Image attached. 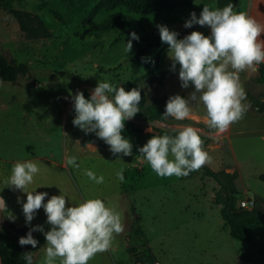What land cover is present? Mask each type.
Wrapping results in <instances>:
<instances>
[{"label": "rangeland", "instance_id": "374dc122", "mask_svg": "<svg viewBox=\"0 0 264 264\" xmlns=\"http://www.w3.org/2000/svg\"><path fill=\"white\" fill-rule=\"evenodd\" d=\"M99 1L0 0V54L11 65L29 67L28 77L0 82V198L4 200L0 227L6 222L16 228L40 225L47 231L50 227L43 208L26 225L21 208L26 196L8 185L13 164L32 160L40 170L25 191L35 189L49 197L62 194L66 206L98 197L120 214L123 231L114 234L110 248L96 253L88 264H264V226L249 241L232 238L222 221L221 206L214 203L219 192L216 182L204 177L201 169L181 177L157 176L137 151L153 133L192 126L211 158L202 167L218 174L234 193L239 208L244 209L241 203L246 202L247 210L264 213V85L256 82V69L239 73L248 108L226 131L217 134L209 129L204 108L196 103L190 117L182 121L165 117L164 122L150 123L137 112L124 124H133L142 132L122 130L132 144V154L126 157L113 155L102 139L72 124L71 99L77 91L87 99L98 81L125 91L138 88L145 104L166 103L174 94L187 96L193 86L180 87L179 65L171 69L168 46L159 68L152 72L156 53L166 44L157 41V25L176 31L179 39L191 31L207 36V26L183 27L189 13L199 16L204 5L213 9L231 2L234 11L245 12L264 26V0H191L150 14L122 6L101 8L85 22ZM115 15L139 25L134 30L89 32ZM20 19L33 26L42 23L48 36L28 35ZM131 32L139 40L132 41V49L126 53ZM260 39L264 40V33ZM150 44L155 45L148 47ZM150 125L153 132L147 131ZM66 155L76 156L79 167L67 165ZM120 168L124 169V182L115 177ZM86 169L102 175L104 182L90 181ZM34 234L36 248H24L35 254L34 264H43L45 237L40 231Z\"/></svg>", "mask_w": 264, "mask_h": 264}, {"label": "clouds", "instance_id": "9594fccd", "mask_svg": "<svg viewBox=\"0 0 264 264\" xmlns=\"http://www.w3.org/2000/svg\"><path fill=\"white\" fill-rule=\"evenodd\" d=\"M194 24L207 26L209 35L191 31L178 39L176 31L157 25L161 42L168 45L171 69L176 70L179 65L180 87L193 86L187 96H169L161 116L182 121L190 117L191 106L196 103L204 108L206 126L219 134L247 111L246 92L240 83L239 73L246 69L254 71L264 63V40L260 39L264 26L245 12L234 11L231 2L223 8L210 9L204 5L199 16L190 12L183 27L190 28ZM129 37L125 43L126 53L132 49V41L139 40L135 32L129 33ZM71 99L74 126L85 134L94 133L109 146L113 155L126 157L132 154V144L122 136V130L124 122L140 111L138 88L125 91L108 81H98L87 99L80 91ZM147 131L153 132L151 125ZM173 131L175 135L153 133L146 143L137 147L141 154L139 157L157 176H187L211 159L202 148L203 140L197 129L184 126ZM65 163L79 167L77 157L73 155H66ZM39 170L38 162L17 161L8 178V185L26 196L21 204L25 224L32 221L36 210L43 208L46 222L50 225L47 231L40 225L32 226L18 238L19 245L36 248L38 241L32 232L40 231L46 241L43 264H57L58 259L59 264H88L96 253L110 248L114 234L123 231L120 214L98 197L66 206V197L62 194L49 197L47 192L25 191ZM123 173V168L115 171L119 182H124ZM84 174L96 184L104 182L102 175L98 176L90 169L84 170ZM45 197H48L46 201ZM17 199L19 202V197ZM0 204L4 205L3 198H0ZM23 259L25 264H33L31 251L25 252Z\"/></svg>", "mask_w": 264, "mask_h": 264}, {"label": "trees", "instance_id": "16d2710c", "mask_svg": "<svg viewBox=\"0 0 264 264\" xmlns=\"http://www.w3.org/2000/svg\"><path fill=\"white\" fill-rule=\"evenodd\" d=\"M191 0H100L96 8L86 18L88 21L96 12L101 9L113 10L117 7H125L126 9L139 13L150 14L158 11H165L170 9L176 4L183 3L189 4ZM225 3L219 4L218 8H223ZM19 23L24 28L26 33L32 37H46L48 36L47 28L37 21L36 26H33L31 22L19 20ZM139 23L136 20L127 18L120 15L110 17L108 20L101 22L95 26H92L89 30L90 33H106L121 29L134 30ZM179 35V34H178ZM179 39V36L177 37ZM157 41H161L158 36ZM155 44H150L148 47H152ZM167 43L163 45L156 53L154 63L152 64V72L157 71L159 65L163 60V51L167 47ZM258 84L264 85V63H261L256 68ZM29 76V67L26 64L11 65L0 54V82L14 83L22 77ZM141 95V94H140ZM165 103H151L145 104L142 100L139 101L138 114L144 117L150 123H161L165 121V117L161 116L164 112ZM124 131L141 133L142 130L133 124H124ZM169 134L175 135L174 131L161 130L160 135ZM205 146V142L202 144V148ZM202 175L204 177L211 178L219 186V192L215 195L214 203L221 206V218L224 226L229 229L230 235L234 239L241 241H249L252 236L264 226V213L256 212L254 210L241 209L236 204V198L234 193L229 192V188L220 180L218 174L213 172L207 167H201ZM30 228L23 226L16 228L10 222L0 227V264H25L23 256L25 252H28L24 245L21 246L18 243V238L22 237L28 232ZM35 237L34 231L32 232ZM145 241H147L145 239ZM33 264L35 254L32 253Z\"/></svg>", "mask_w": 264, "mask_h": 264}, {"label": "built area", "instance_id": "2783aa9c", "mask_svg": "<svg viewBox=\"0 0 264 264\" xmlns=\"http://www.w3.org/2000/svg\"><path fill=\"white\" fill-rule=\"evenodd\" d=\"M241 206H242L244 209H247V207H248L246 202H242V203H241Z\"/></svg>", "mask_w": 264, "mask_h": 264}, {"label": "water", "instance_id": "95a60500", "mask_svg": "<svg viewBox=\"0 0 264 264\" xmlns=\"http://www.w3.org/2000/svg\"><path fill=\"white\" fill-rule=\"evenodd\" d=\"M156 264H158V263H156Z\"/></svg>", "mask_w": 264, "mask_h": 264}]
</instances>
